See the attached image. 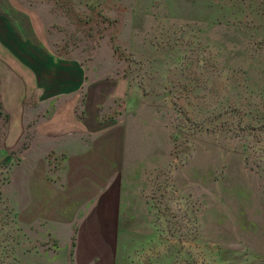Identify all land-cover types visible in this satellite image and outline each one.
Returning <instances> with one entry per match:
<instances>
[{"label": "rangeland", "instance_id": "rangeland-1", "mask_svg": "<svg viewBox=\"0 0 264 264\" xmlns=\"http://www.w3.org/2000/svg\"><path fill=\"white\" fill-rule=\"evenodd\" d=\"M13 55L76 60L83 93L124 124L129 230L53 243L58 264H264V0H0ZM12 165L0 156V264L53 249L3 199Z\"/></svg>", "mask_w": 264, "mask_h": 264}, {"label": "crops", "instance_id": "crops-1", "mask_svg": "<svg viewBox=\"0 0 264 264\" xmlns=\"http://www.w3.org/2000/svg\"><path fill=\"white\" fill-rule=\"evenodd\" d=\"M40 66L14 55L0 60V156L13 162L1 193L26 240L53 247L21 251L20 264H58L53 243H116L129 230L120 211L123 122L83 93L76 60Z\"/></svg>", "mask_w": 264, "mask_h": 264}]
</instances>
